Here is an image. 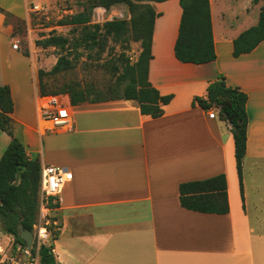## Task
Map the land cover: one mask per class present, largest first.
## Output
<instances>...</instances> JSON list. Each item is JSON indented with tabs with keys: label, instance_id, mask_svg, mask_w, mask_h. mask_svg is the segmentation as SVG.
<instances>
[{
	"label": "crops",
	"instance_id": "crops-1",
	"mask_svg": "<svg viewBox=\"0 0 264 264\" xmlns=\"http://www.w3.org/2000/svg\"><path fill=\"white\" fill-rule=\"evenodd\" d=\"M156 14L148 80L171 95L159 118L142 115L134 101L72 106L73 128L46 131L39 120L31 57L14 50L0 0V87L10 90L14 134L29 158L72 174L60 203L47 215L57 264H264V39L233 57L234 40L258 23L264 0H209L216 59L178 61L174 45L179 0L150 2ZM17 8V9H16ZM140 54V52H139ZM223 76L247 96L246 154L240 192L229 121L211 119L194 100ZM11 137L0 130V159ZM218 175L226 178L229 212L183 208L179 187Z\"/></svg>",
	"mask_w": 264,
	"mask_h": 264
},
{
	"label": "trees",
	"instance_id": "trees-1",
	"mask_svg": "<svg viewBox=\"0 0 264 264\" xmlns=\"http://www.w3.org/2000/svg\"><path fill=\"white\" fill-rule=\"evenodd\" d=\"M168 0H96L86 13L73 16L69 24L89 25L94 31L103 30L114 42H127L132 39L140 43L141 52L138 60L130 64L125 60L115 68V81L107 91L115 97L104 101H134L142 115L159 118L163 107L172 100L171 95L161 96L148 80V65L152 58L151 42L153 24L156 17L150 2L162 3ZM254 3L258 0H253ZM182 15L178 36L174 45V54L178 61L189 64H205L216 59L210 16L209 0H179ZM128 8L129 20L114 19L102 25L91 24L92 10L96 7L111 9L117 6ZM2 10L0 9V13ZM264 39V8L261 9L258 23L242 32L233 42V57H239L252 51ZM44 45L54 44L60 40L49 39ZM65 41H63L64 43ZM95 44L93 43L90 47ZM89 47V48H90ZM66 58L58 59L49 73L39 71L37 88L39 95L62 94L58 91H47L44 78L59 74L71 68ZM72 106L83 103L102 102L100 92L89 87L74 85L67 87ZM90 99H96L90 101ZM205 111L217 108L218 117L229 121L234 140V156L242 193L243 160L246 154L247 96L238 88L226 84L223 76L218 77L207 87L206 98L194 100ZM14 104L10 90L0 87V130L11 137V143L0 159V224L4 233L12 235L15 242L19 240L18 226L33 230L39 213V188L41 165L37 158H29L21 142L15 137L17 126L11 115ZM180 205L190 211L225 215L229 212L226 178L218 175L201 181L183 183L179 187ZM23 244V243H22ZM35 253V250L32 251ZM40 264H57L53 256V246L41 245L38 249Z\"/></svg>",
	"mask_w": 264,
	"mask_h": 264
},
{
	"label": "rangeland",
	"instance_id": "rangeland-1",
	"mask_svg": "<svg viewBox=\"0 0 264 264\" xmlns=\"http://www.w3.org/2000/svg\"><path fill=\"white\" fill-rule=\"evenodd\" d=\"M95 1L14 0L21 15L6 14L5 25L10 26L18 50L33 60L36 81L38 72L49 73L59 58L64 57L70 61V69L44 78L47 91H58L68 96L65 89L79 85L100 92L101 101L112 99L115 96L107 91L115 81V68L120 67L125 60L130 64L138 60L141 52L139 42L132 39L127 42H114L103 30L94 31L87 24H69L73 16L88 12ZM35 6L39 9H35ZM107 10L111 19L130 18L126 6L120 5ZM57 38L60 40L52 42L54 44L44 45L46 41L51 42L49 39ZM93 40L95 44L90 47ZM92 100L96 99H90ZM213 111L218 114L219 110L213 108ZM39 198L40 188L38 202ZM39 215L40 211L37 219ZM48 228L51 229L50 226ZM7 236L9 235L3 232L0 224V245L7 243Z\"/></svg>",
	"mask_w": 264,
	"mask_h": 264
},
{
	"label": "built area",
	"instance_id": "built-area-1",
	"mask_svg": "<svg viewBox=\"0 0 264 264\" xmlns=\"http://www.w3.org/2000/svg\"><path fill=\"white\" fill-rule=\"evenodd\" d=\"M35 9H39L35 6ZM104 7L92 10L91 24L102 25L109 22L110 15ZM123 17L122 14H119ZM114 19H111V21ZM14 50L18 49L13 44ZM68 96L65 94L39 95L36 99V109L39 120L44 124L46 131L67 132L73 128L71 117L66 113ZM208 116L213 119L216 114L213 109L208 110ZM72 180V174L63 167L44 166L40 177V215L33 225V247L26 249L24 244L15 242L12 235L7 236V243L0 245V264H40L38 249L41 245H50L52 239L48 228L47 215L60 203V194L64 187ZM35 250V253L32 251Z\"/></svg>",
	"mask_w": 264,
	"mask_h": 264
},
{
	"label": "water",
	"instance_id": "water-1",
	"mask_svg": "<svg viewBox=\"0 0 264 264\" xmlns=\"http://www.w3.org/2000/svg\"><path fill=\"white\" fill-rule=\"evenodd\" d=\"M19 240L24 244L26 249L31 250L33 247V233L25 229L21 224L18 226Z\"/></svg>",
	"mask_w": 264,
	"mask_h": 264
}]
</instances>
